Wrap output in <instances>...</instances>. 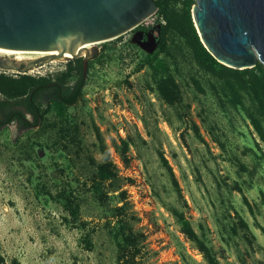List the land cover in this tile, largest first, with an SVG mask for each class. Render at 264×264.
Returning <instances> with one entry per match:
<instances>
[{"label": "rangeland", "instance_id": "rangeland-1", "mask_svg": "<svg viewBox=\"0 0 264 264\" xmlns=\"http://www.w3.org/2000/svg\"><path fill=\"white\" fill-rule=\"evenodd\" d=\"M162 23L156 13L120 39L95 45L94 59L100 55L101 62L88 67L83 95L67 109L75 138L61 136L55 108L37 127L12 122L0 131L4 264H117L112 207L123 190L124 218L141 235L140 264H209L181 231L174 210L218 264H264V142L236 98L199 68L181 38H169L170 54L159 51ZM65 63L39 64L29 74L55 75ZM167 70L180 85L181 104L165 103L156 91ZM122 140L129 144L127 165ZM104 147L118 176L108 187L116 191L102 202L90 179L95 162L105 160ZM63 189L77 195L86 226L64 208ZM88 234L91 248L84 243Z\"/></svg>", "mask_w": 264, "mask_h": 264}, {"label": "trees", "instance_id": "trees-1", "mask_svg": "<svg viewBox=\"0 0 264 264\" xmlns=\"http://www.w3.org/2000/svg\"><path fill=\"white\" fill-rule=\"evenodd\" d=\"M155 2L159 8L157 14L165 21V23L160 24L157 30L159 51L170 54L169 38L172 35L181 38L190 49L192 57L199 68L204 73L210 74L221 81L229 93L236 98V104L243 107L256 133L264 142V65L258 62L252 68L235 69L218 62L201 42L195 27L192 17V7L196 3L195 0H155ZM103 44L105 45L106 42ZM99 56L89 61V68L94 61L101 62ZM86 84L87 74L86 76L83 75L81 57L67 61L65 68L55 75H13L1 71L0 131L12 122H16L20 128L37 127L55 108L60 121L54 122V124L59 127L61 136L75 138L70 134V124L73 123L67 118V109L81 99ZM196 84L201 89L200 84L198 82ZM155 87L165 103L169 105L182 103L183 95L180 85L169 70L166 71L165 75L157 78ZM215 93H219L218 88H215ZM28 115L31 116V119ZM77 128L78 126L75 124L74 129L77 130ZM98 134L100 135V133ZM122 143L120 152L123 162L127 165L129 164V144L126 140H122ZM102 153L105 154V160L103 162L94 161L96 171L90 181L99 201L104 202L107 201L108 191H116L114 189L108 190V187L116 180L118 175L116 166L109 159L105 147ZM175 184L178 186L176 180ZM126 194V191H121L118 195L120 203L112 207L113 216L117 218V224L114 226L118 247L117 264H140L141 235L135 233L124 218L127 205ZM59 198L72 219L75 222L79 221L81 226H86V221L79 220L80 204L77 195L63 189L59 193ZM174 214L181 224V231L196 244L208 263L218 264L209 246L197 234L183 213L174 210ZM240 222L244 230H249L245 221L241 219ZM84 243L87 248L93 246L91 235L85 236ZM0 264H4V258L1 255Z\"/></svg>", "mask_w": 264, "mask_h": 264}, {"label": "water", "instance_id": "water-1", "mask_svg": "<svg viewBox=\"0 0 264 264\" xmlns=\"http://www.w3.org/2000/svg\"><path fill=\"white\" fill-rule=\"evenodd\" d=\"M195 1V27L218 62L235 69L264 65V0ZM158 9L155 0H0V49L64 50L23 60L0 56V70L29 74L39 64L81 57L86 76L96 44L129 33Z\"/></svg>", "mask_w": 264, "mask_h": 264}, {"label": "bare ground", "instance_id": "bare-ground-1", "mask_svg": "<svg viewBox=\"0 0 264 264\" xmlns=\"http://www.w3.org/2000/svg\"><path fill=\"white\" fill-rule=\"evenodd\" d=\"M92 45H94L93 43L88 44L86 47H91ZM79 48V46H77V49ZM76 49V52H77ZM64 52V50L62 48L60 49H56V50H52V51H48V52H38V51H11V50H4V49H0V56H5V57H13L15 59L18 60H23V59H30L33 56L32 55H37L35 57H41L43 55H49V54H62ZM66 55V57H70L71 54L66 52L64 53Z\"/></svg>", "mask_w": 264, "mask_h": 264}, {"label": "built area", "instance_id": "built-area-1", "mask_svg": "<svg viewBox=\"0 0 264 264\" xmlns=\"http://www.w3.org/2000/svg\"><path fill=\"white\" fill-rule=\"evenodd\" d=\"M151 17H152V16H151ZM161 19L163 20V23H165V21H164V19H163L162 17H161ZM146 21H147V20H146ZM144 22H145V21H144ZM144 22H143V23H144ZM40 66H41V65H40ZM35 69H37V68H35Z\"/></svg>", "mask_w": 264, "mask_h": 264}, {"label": "flooded vegetation", "instance_id": "flooded-vegetation-1", "mask_svg": "<svg viewBox=\"0 0 264 264\" xmlns=\"http://www.w3.org/2000/svg\"><path fill=\"white\" fill-rule=\"evenodd\" d=\"M155 33V31H153ZM156 38L158 39L157 32H156Z\"/></svg>", "mask_w": 264, "mask_h": 264}]
</instances>
